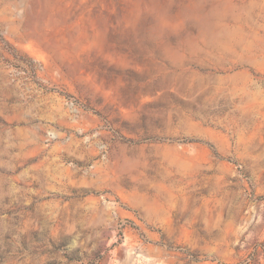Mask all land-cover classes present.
<instances>
[{
    "label": "rangeland",
    "instance_id": "374dc122",
    "mask_svg": "<svg viewBox=\"0 0 264 264\" xmlns=\"http://www.w3.org/2000/svg\"><path fill=\"white\" fill-rule=\"evenodd\" d=\"M0 264H264V0H0Z\"/></svg>",
    "mask_w": 264,
    "mask_h": 264
}]
</instances>
